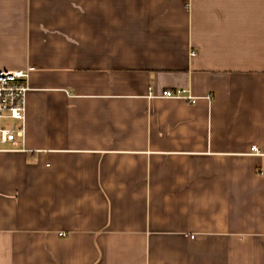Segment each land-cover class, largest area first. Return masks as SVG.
<instances>
[{
	"label": "crops",
	"instance_id": "obj_1",
	"mask_svg": "<svg viewBox=\"0 0 264 264\" xmlns=\"http://www.w3.org/2000/svg\"><path fill=\"white\" fill-rule=\"evenodd\" d=\"M18 70L0 264H264V0H0Z\"/></svg>",
	"mask_w": 264,
	"mask_h": 264
},
{
	"label": "built area",
	"instance_id": "obj_2",
	"mask_svg": "<svg viewBox=\"0 0 264 264\" xmlns=\"http://www.w3.org/2000/svg\"><path fill=\"white\" fill-rule=\"evenodd\" d=\"M28 74V70L0 71V151L8 145L15 146L17 140L24 136L25 101L29 91ZM161 96L184 99L189 104H194L196 101L184 90H166L161 93ZM251 152L259 155L256 147H252Z\"/></svg>",
	"mask_w": 264,
	"mask_h": 264
}]
</instances>
